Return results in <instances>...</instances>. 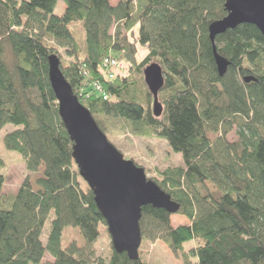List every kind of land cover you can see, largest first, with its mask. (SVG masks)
Wrapping results in <instances>:
<instances>
[{
  "label": "trees",
  "instance_id": "1",
  "mask_svg": "<svg viewBox=\"0 0 264 264\" xmlns=\"http://www.w3.org/2000/svg\"><path fill=\"white\" fill-rule=\"evenodd\" d=\"M58 1L61 16L54 15ZM226 2L0 0V132L13 127L3 145L21 156L27 173L4 200L0 172V264H146L140 252L130 261L111 243L108 259L96 254L98 226L107 232L106 224L72 159L48 81L51 55L103 134L107 119H121L134 134L157 136L181 156L182 167L151 181L180 205L177 214L188 223L173 227L165 210L143 207L141 244L161 242L182 264H264V37L247 24L217 36L216 51L229 63L220 77L208 27L226 16ZM72 23H81L83 48L68 29ZM109 56L125 70L103 80ZM153 63L164 76L159 118L143 80ZM92 81L106 101L88 88ZM137 85L145 89L144 104L132 100ZM231 134L234 141L227 140ZM4 165L0 158V171ZM66 228L79 229L84 244L62 250ZM46 254L52 261L42 262Z\"/></svg>",
  "mask_w": 264,
  "mask_h": 264
},
{
  "label": "water",
  "instance_id": "2",
  "mask_svg": "<svg viewBox=\"0 0 264 264\" xmlns=\"http://www.w3.org/2000/svg\"><path fill=\"white\" fill-rule=\"evenodd\" d=\"M224 9L226 16L208 27L220 77L225 74L229 63L216 51L214 41L217 36L247 24L254 26L264 37V0H227ZM143 80L152 97V114L159 118L163 112L158 101V93L164 84L161 67L156 63L147 66L143 70ZM48 81L57 102L59 118L72 143V159L78 175L93 194L95 206L105 221L112 249L117 254H126L130 261H137L141 246L139 222L142 208L151 206L175 215L180 205L148 180L142 168L125 160L109 143L89 111L74 96L55 55L48 57Z\"/></svg>",
  "mask_w": 264,
  "mask_h": 264
},
{
  "label": "rangeland",
  "instance_id": "3",
  "mask_svg": "<svg viewBox=\"0 0 264 264\" xmlns=\"http://www.w3.org/2000/svg\"><path fill=\"white\" fill-rule=\"evenodd\" d=\"M108 1L111 5H115L119 2V0ZM63 10V2L58 1L54 10V15L61 16ZM68 29L77 44L83 48L85 40L81 23H72L68 26ZM140 51L146 53V49L144 48H141ZM140 57L141 54L139 52L137 61H140ZM135 77L137 78L138 75H135ZM133 92L132 95L134 99L132 100L136 103L144 104L146 100L144 87L137 85L134 87ZM104 128V135L107 136L106 138L109 143L116 148L125 160H130L136 166L142 168L148 180L157 179L158 174L166 169L182 167L181 156L172 152L167 143L157 138V136L152 135L146 137L141 134L136 135L132 132L130 124L121 119H107ZM12 130H14L12 126H6L0 132V158L5 163L4 168L0 171L4 176L2 188V197L4 200L16 194L19 186L27 176L21 156L15 152L8 151L3 145V137ZM227 140L234 141L235 136L231 134L227 137ZM9 204V202L3 203L2 200L3 208H9ZM52 219L53 213L51 212L44 224L40 237L43 245L46 243ZM170 222L173 227L186 225L188 223L184 217L178 214L172 215ZM107 234L104 226H98V235L94 248L96 254L105 259H108L110 252V238ZM71 243H76L78 246L84 244L79 229H64L60 241L61 249H65ZM191 246L192 243H187L184 244L183 248L187 251ZM139 252L142 261L146 264H182L181 257L174 256L161 242L142 243ZM50 261H52V258L46 254L42 262Z\"/></svg>",
  "mask_w": 264,
  "mask_h": 264
},
{
  "label": "built area",
  "instance_id": "4",
  "mask_svg": "<svg viewBox=\"0 0 264 264\" xmlns=\"http://www.w3.org/2000/svg\"><path fill=\"white\" fill-rule=\"evenodd\" d=\"M100 70L103 80H112L117 75H123L125 68L121 63H119V61L109 56L103 60ZM83 76H86V73H83ZM87 86L92 93L97 94L104 101L107 100L108 97L98 82L92 81L87 83Z\"/></svg>",
  "mask_w": 264,
  "mask_h": 264
},
{
  "label": "crops",
  "instance_id": "5",
  "mask_svg": "<svg viewBox=\"0 0 264 264\" xmlns=\"http://www.w3.org/2000/svg\"><path fill=\"white\" fill-rule=\"evenodd\" d=\"M116 4H117V3H116ZM116 4H115V5H116ZM115 5H112V6H115Z\"/></svg>",
  "mask_w": 264,
  "mask_h": 264
}]
</instances>
